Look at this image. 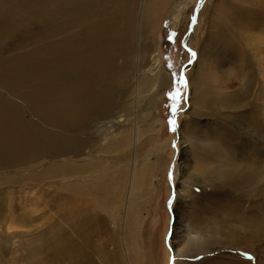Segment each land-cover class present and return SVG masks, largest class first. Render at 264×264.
<instances>
[{"label":"rangeland","instance_id":"374dc122","mask_svg":"<svg viewBox=\"0 0 264 264\" xmlns=\"http://www.w3.org/2000/svg\"><path fill=\"white\" fill-rule=\"evenodd\" d=\"M74 1L0 0V264H264V0H154L141 33L136 0L105 56L122 91L70 132L41 114ZM152 58L154 86L135 82Z\"/></svg>","mask_w":264,"mask_h":264},{"label":"bare ground","instance_id":"6f19581e","mask_svg":"<svg viewBox=\"0 0 264 264\" xmlns=\"http://www.w3.org/2000/svg\"><path fill=\"white\" fill-rule=\"evenodd\" d=\"M111 1L112 0L74 1V8L77 10L78 17L77 23L82 26V31L80 33L77 32V35L68 36L66 39L64 38L65 66L63 69L59 68V73H62V77L60 76L61 79H65V86H63L61 91L54 90L55 92L53 95L55 96V100L48 111L55 113L54 117L56 118H49V116L44 117L48 115V112L47 114L43 112L41 114V117L47 122H51L53 125L63 130L72 132L78 129L80 127L79 124L85 120V116L90 111L92 114L105 112L100 111V107L104 106L105 109L111 107V105L114 104V95L122 91L120 89L122 84L120 77L121 65L117 63V58H112L106 63L105 56L108 53L118 50L120 48L119 42L121 36L136 25V23H134L136 18L133 17V6L138 2H136V0H123L119 14L114 15L113 13L110 14L111 9L109 3ZM161 1L164 2L166 0ZM140 6L141 15L140 18L138 17L139 23L136 22L138 23L137 27L141 33L142 29L144 30L145 27L146 29L148 28V30L150 27L153 28L154 18L151 13L155 14L154 8L157 9V4H155L154 0H148L146 3L142 1ZM127 21L133 22V24L125 26ZM137 43L139 45L140 40H137ZM140 50L146 51V48L142 47L138 50L141 55L143 51ZM130 54L131 53L128 55ZM119 58L122 63L126 62L125 57L119 56ZM146 60L150 67H147L148 69L146 70L145 67L147 64L142 66V71L141 73L139 72L140 74H138V67L135 72V82H140L141 85L149 84L152 87L157 80L154 73L155 71L157 72V70L156 67H153L157 60L152 58L151 63L150 59ZM261 60L264 63V56ZM122 70L121 68V71ZM230 73L229 70L227 76L228 74L230 75ZM110 75L111 81L109 82L108 78ZM89 80L94 81L93 84L98 88V93L86 85L85 81ZM111 113H113L112 110H110L107 116L109 117ZM88 120L89 119H87V121ZM95 120H97V118ZM112 121L114 120L105 122V126H103L107 129H105V131H100L105 140L109 139L110 136L114 137V133L112 132ZM96 123L97 122H95V124ZM96 129H98L99 132V128L96 127ZM41 136L45 140L46 149L51 151H54V149L51 148L52 144L67 142L62 140V136L51 135L48 132L41 131ZM115 184H113L114 187ZM115 191L117 190L115 189ZM172 194L171 192V195Z\"/></svg>","mask_w":264,"mask_h":264},{"label":"snow or ice","instance_id":"6c2138e0","mask_svg":"<svg viewBox=\"0 0 264 264\" xmlns=\"http://www.w3.org/2000/svg\"><path fill=\"white\" fill-rule=\"evenodd\" d=\"M194 55V54H193ZM181 82H183L182 80H181ZM171 95V94H170Z\"/></svg>","mask_w":264,"mask_h":264}]
</instances>
